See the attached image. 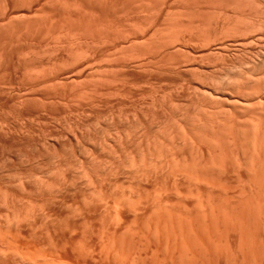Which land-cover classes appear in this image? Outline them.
I'll list each match as a JSON object with an SVG mask.
<instances>
[{
    "label": "bare ground",
    "instance_id": "bare-ground-1",
    "mask_svg": "<svg viewBox=\"0 0 264 264\" xmlns=\"http://www.w3.org/2000/svg\"><path fill=\"white\" fill-rule=\"evenodd\" d=\"M0 264H264V0H0Z\"/></svg>",
    "mask_w": 264,
    "mask_h": 264
},
{
    "label": "rangeland",
    "instance_id": "rangeland-1",
    "mask_svg": "<svg viewBox=\"0 0 264 264\" xmlns=\"http://www.w3.org/2000/svg\"><path fill=\"white\" fill-rule=\"evenodd\" d=\"M175 3L177 4V2H174V3L171 4V8H172L171 11H173V10L176 8V6H177V9L174 10L175 12H172V13H173V14H174V13H175V14H178V13H179L178 4L176 5ZM177 12H178V13H177Z\"/></svg>",
    "mask_w": 264,
    "mask_h": 264
}]
</instances>
